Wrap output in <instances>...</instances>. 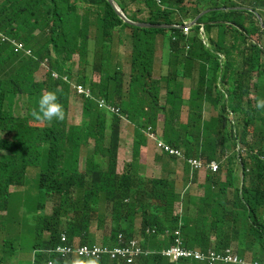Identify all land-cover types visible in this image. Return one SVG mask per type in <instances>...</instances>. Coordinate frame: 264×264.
<instances>
[{"label":"clouds","instance_id":"1","mask_svg":"<svg viewBox=\"0 0 264 264\" xmlns=\"http://www.w3.org/2000/svg\"><path fill=\"white\" fill-rule=\"evenodd\" d=\"M91 1L94 0H0V41L7 49H3L2 56L7 63L8 78L19 75L15 65L24 63L34 82L43 86L34 89L35 92H42L37 108L31 109L28 95H17L8 112L16 121L32 126L35 136L38 132L34 128L56 130L60 120L64 119V113L68 127L82 123L85 112L96 116L104 111L109 122L112 114L119 116L117 173H123L125 166L134 158L135 124L122 112L120 105L131 96L134 49L141 35H145L141 30L133 33L132 28L117 22L107 11L103 18L111 26L106 30L102 25L91 29L90 55L85 57L88 61L84 62L79 54H75L67 63L70 67L61 65L64 63L61 59L56 60L53 42L63 50L67 41L73 45V41L81 39L74 37L70 24L56 27L48 20L50 16L67 11L82 24L86 18L85 6ZM107 1L123 23L142 29H177L188 39L197 37L207 53H199L189 63L177 66L173 64L170 45L153 42L154 50L149 57L150 72L152 79L158 81L159 104L171 108L167 98L170 95L175 99L177 141L172 144L166 139L163 111L156 113L154 126L146 125L141 130L146 141L140 150L139 162L142 166L136 167L134 174L136 180L138 174L143 178L138 188V201L145 204V208L138 210L134 216V234L129 236L126 232H119L114 242L111 241L114 221L124 225L127 222L113 220V214L111 218L101 216L93 223L91 243H83L79 236L70 240L68 234L62 232L56 245L41 251L48 255L46 262L39 263L36 252L33 264H57L53 255L64 264H98L103 261L117 264H187L188 260L203 264H262L252 255L240 253L247 244L240 234L232 232L237 217L219 187L229 184V196L232 197L236 189L243 196L248 185V181L244 180L245 170H250L253 165L251 157L258 156L264 166V66L252 69L246 60L250 56L247 48L255 45L260 50L264 65V0H254L253 3H250L253 0ZM123 1L128 4L125 8L122 7ZM177 1H183L180 2L182 10H178ZM131 4L141 6L130 8ZM159 10L174 13L169 15V19L178 16L180 21L154 22V15ZM235 11L242 12L246 18L249 13L252 15L244 27L229 22ZM47 13L49 18H46ZM216 13L219 18L210 20ZM134 16L138 20H133ZM90 20H94V16H90ZM138 24H150L152 27ZM220 24L226 25L227 31L225 29L221 33ZM251 25L258 32L249 34ZM82 42H86L84 38ZM107 44L110 46L107 47ZM96 53L98 58L92 56ZM50 58L56 61H50ZM215 62L219 63L218 72L214 70ZM230 63L236 65L229 72L254 77L251 93L236 89L227 81V74H223ZM115 74L123 77L121 86L116 83L110 85L117 77ZM258 81L260 91L254 89ZM75 116L80 120L74 119ZM48 147L49 144L43 145L45 149ZM0 154L4 153L0 151ZM85 162L82 152L81 171L86 170ZM230 167L235 168L236 187L228 179ZM30 172L29 168L28 175ZM156 179H163L166 183L155 185L151 180ZM165 195H168L167 201L164 200ZM125 201L129 203L131 199L126 198ZM163 202L168 205L165 214L169 218L172 215H188L198 203H203L207 222L214 233V248L204 252L201 248L187 246L180 227L164 230L162 236L168 237L166 243L159 241L161 231L157 228L141 230L143 215L160 210ZM47 208L48 212L52 211V207L51 210L49 206ZM8 215L0 211V216H5V225L11 228V235L21 239L18 231L26 230V227L22 224L18 228L15 223L8 222ZM139 216L141 223L137 219ZM260 216L264 223V209ZM29 222L35 221L30 219ZM99 222L102 223L100 226ZM184 222L186 217L181 218V223ZM1 234L4 235L1 244H4L9 235L6 232ZM221 242H228L229 245L218 250L217 245Z\"/></svg>","mask_w":264,"mask_h":264},{"label":"trees","instance_id":"2","mask_svg":"<svg viewBox=\"0 0 264 264\" xmlns=\"http://www.w3.org/2000/svg\"><path fill=\"white\" fill-rule=\"evenodd\" d=\"M180 2L183 1L175 2L179 7L178 10H182ZM253 2L254 0L250 3ZM127 5L126 2H122L123 8ZM173 8L175 9L174 6ZM85 12L86 18L82 24L67 11L56 16H50L48 13L46 15V18L50 16L48 22H53L56 27L70 24L74 31V37L81 39L79 42L73 41V45L67 41L63 50H60L59 45L53 42L57 53L56 60L61 59L64 63L61 64L63 66L70 67V64L67 63L75 54H79L84 62L88 61V58L85 57L90 55L91 29L102 25V28L106 30L111 26L103 18L105 12L112 15L120 24L132 28L133 33L141 30L145 35H141L134 49L131 96L120 105L122 112L135 124L133 161L125 166L123 173H117L121 118L115 114H112L111 122H109L108 115L104 111L96 116L85 112V120L82 123L78 126L68 127L64 113V119L60 120L56 130L34 128L38 132V136L33 135L32 126L23 121H16L8 112L16 96L28 95L33 110L38 107V100L42 94L41 91L35 92L34 89L43 86L34 82L32 76L26 72L24 63L15 65L19 75L8 78V72L5 69L7 63L4 60L5 56H2L3 49L5 51L7 49L6 45L0 41V151L4 153L0 154V211L9 213L6 219L8 222L15 223L18 228L25 223L26 218L29 221L33 219L35 222L27 223L26 229L39 232L36 242L21 240L17 236L11 235V228L6 226L3 221L5 216H0V232H6L9 235L4 244L0 243V264H33V254L36 252L37 261L39 263L46 262L48 255L41 251L49 250L56 245L62 232H66L70 240L79 236L83 243H91L93 241V223L101 216H105L104 211L107 207L115 216L113 220L121 219L123 222H127L124 225L122 222L114 221L110 240L114 242L113 239L119 232H126L129 236L134 234V216L138 210L145 208V204L138 201V188L143 178L138 174L136 180L134 174L136 167L142 166L139 162L140 150L146 141L141 130L146 125L154 126L156 113L163 111L166 117V139L172 144H176L177 141L178 115L175 99L170 98L172 97L170 95L167 98V103L171 108L159 104L158 81L152 79L150 72L149 57L154 50L153 42L159 45L168 43L172 49L173 64L177 66L189 63L190 60L197 58L199 53H207L197 37L188 39L177 29H142L123 23L107 0L91 1L85 6ZM171 14L174 13L159 10L154 15V22L180 21L178 16L169 19ZM90 16H94V20H90ZM248 16L252 15L249 13ZM249 17H243L242 12L235 11L229 18V22H236L244 27ZM136 18L132 17L133 20ZM218 18L216 13V16L210 20ZM219 26L222 33V30L226 29V25L220 24ZM255 32L258 31L251 25L248 33ZM167 33L170 36L165 42L164 38ZM83 38L86 41L84 43L82 42ZM187 45H189L188 50L186 49ZM258 49L255 45L250 49L247 48V53L250 56L246 60L252 69H260L264 66ZM104 55L105 50L102 51V56L104 57ZM92 56L98 58L99 55L96 53ZM9 59L11 60L10 57ZM56 60L50 58V61ZM215 63L214 70L218 72L219 63ZM235 65V63H230L223 75L227 74V81L233 84L236 89L251 93L254 77L238 72H229ZM61 69L62 67L59 68V70ZM115 75L117 77L110 85L114 86L116 83L121 86L123 77L119 74ZM254 89L260 91L259 81L254 84ZM62 105L64 108L65 105ZM44 144H49L48 149L43 148ZM82 152L85 154V171L80 169ZM251 159L252 167L250 170L248 168L245 170L244 180L248 181V185L245 187L243 196L239 189L233 192L232 197L229 196L227 192L229 184L220 185L219 190L226 202L233 207L237 217L232 232L240 234L247 244L244 250H240V253L250 254L264 264V223L260 216V212L264 209V166L258 156H252ZM30 166L41 168L39 181L37 173L32 176L28 175ZM228 179L230 184L236 187L234 167L229 168ZM134 181H137L138 184ZM145 182L150 183V180L145 179ZM151 182L155 185L166 183L163 179L151 180ZM13 186H15L14 189H12ZM146 187L147 185L143 186L144 189ZM26 191L30 193L34 191L31 195L34 203L28 210H24L21 204L15 203ZM165 196L164 200L167 201L168 195ZM126 198H130L131 201L127 203ZM47 206L52 207L51 212H47ZM166 206L168 205L163 202L160 210L149 215L144 214L141 230L145 231L147 227L157 228L161 231V234L158 235L159 241L166 243L168 237L162 236L164 230L180 227L187 246L201 248L204 252H209L214 248V233L207 222L203 203H198L188 215L181 217L172 215L171 218L165 214ZM36 209L40 211L39 214ZM182 217H186V222L183 224L181 223ZM101 224L99 222V226ZM44 233L46 240L43 239ZM228 245V242H221L217 248L221 250ZM52 258L57 264H64L56 256L53 255ZM186 263L203 264L195 260H188ZM98 264L117 263L103 261Z\"/></svg>","mask_w":264,"mask_h":264},{"label":"rangeland","instance_id":"3","mask_svg":"<svg viewBox=\"0 0 264 264\" xmlns=\"http://www.w3.org/2000/svg\"><path fill=\"white\" fill-rule=\"evenodd\" d=\"M137 6H141L140 4H131L130 5V8H134V7H137ZM220 32V30H219ZM169 33H167L166 35V42H167V39H168V35ZM74 119L76 120H80L78 117H74ZM123 163V161H122ZM30 170L32 172L29 173L30 176L34 175V174H38V181H39V177H40V173H41V168L40 167H37V166H30ZM34 170V171H33ZM34 193V191H32L31 193L30 192H27L23 194V196L18 200L16 201L15 203H19L21 204V206L24 208V210H27V208H30V206L34 203V201L31 199V195ZM37 210V209H36ZM49 210H51V207L49 206ZM38 214L40 213L39 210H37ZM48 212V211H47ZM104 214L106 216V218H111L113 215L112 213L109 212V209L107 207V209L104 211ZM138 219V222L141 223V219H140V216L137 218ZM29 223V220L26 218L25 220V223H23V227H26V224ZM18 234L22 239H26L28 241H31V242H36V238H37V235L39 234L38 231L34 230V231H28L27 229L26 230H20L18 231ZM3 239H4V235H0V243L3 242ZM43 239L46 240V234L44 233L43 234Z\"/></svg>","mask_w":264,"mask_h":264},{"label":"water","instance_id":"4","mask_svg":"<svg viewBox=\"0 0 264 264\" xmlns=\"http://www.w3.org/2000/svg\"><path fill=\"white\" fill-rule=\"evenodd\" d=\"M112 0H110V2H111ZM120 16H121V14H119ZM121 17H123V16H121ZM138 25H140V26H142V27H145V26H147V27H152V25H150V24H138Z\"/></svg>","mask_w":264,"mask_h":264}]
</instances>
